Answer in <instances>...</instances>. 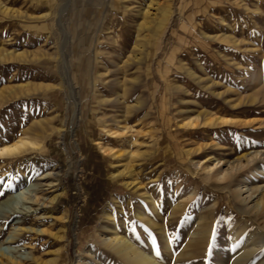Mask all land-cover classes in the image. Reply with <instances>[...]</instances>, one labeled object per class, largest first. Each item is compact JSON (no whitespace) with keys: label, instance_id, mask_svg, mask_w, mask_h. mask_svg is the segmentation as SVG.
Listing matches in <instances>:
<instances>
[{"label":"rangeland","instance_id":"1","mask_svg":"<svg viewBox=\"0 0 264 264\" xmlns=\"http://www.w3.org/2000/svg\"><path fill=\"white\" fill-rule=\"evenodd\" d=\"M149 1L124 0L131 11ZM161 1V23L149 25L151 30L145 28L139 37L137 24H105L99 30L87 10L78 11L80 24H65L63 30L57 21L59 0H0V144L24 134L43 142L23 155L0 157L3 252L30 264H39L33 256L47 264L58 252L57 264H76L91 247L107 264H123L97 243L98 232L111 225L106 213L113 214L122 234L147 251L160 252L158 228L178 238L175 246L181 247L183 229L209 202L217 204L213 228L219 231L225 223L224 233L229 230L237 214L221 188L226 180L218 179L220 169L231 178L245 175L264 184L257 168L264 169V0ZM119 29L125 36L117 37ZM63 54L71 60L81 105L90 100L88 117L76 128L80 147L65 133L76 106L64 83ZM207 113L218 120H207ZM192 120L200 122L197 127ZM123 127L126 132L108 137L107 129ZM97 141L106 146L99 149ZM112 146L120 157L106 151ZM237 157L242 162L231 169L229 163ZM50 169L60 171L54 215L4 216L11 194L31 189L38 174ZM173 203L187 209L170 224ZM137 212L146 213L140 217ZM251 215L242 240L250 232H264V218ZM21 224L45 231L23 232L17 229ZM213 236L206 251L194 247L179 260L175 253L165 264H232L216 251L227 240ZM263 258L264 250L242 264Z\"/></svg>","mask_w":264,"mask_h":264},{"label":"bare ground","instance_id":"2","mask_svg":"<svg viewBox=\"0 0 264 264\" xmlns=\"http://www.w3.org/2000/svg\"><path fill=\"white\" fill-rule=\"evenodd\" d=\"M75 1L76 0H59V6H58L59 10L57 9L58 11L57 21L58 24H61L63 30H66L65 24H73L74 22L78 24L80 22L75 20L76 15H78V11L85 12V10H87L89 11L90 15H93V17H95V23L93 24H100L99 30L104 29L105 24H123V23L137 24L139 37L141 36L140 32H142L145 28L149 27L150 29L149 25L161 23L160 21H158L157 16L159 15V11H161V9L165 7V3L164 4L161 3L162 2L161 0H160L161 2H159V0H150L147 7L145 8L140 7V9L138 10L133 9L132 11L130 7L125 4L124 0H89V3H87V5L72 4L75 3ZM152 9L154 11H152ZM121 29L118 30L117 37L125 36L124 33L125 31H122ZM66 35L69 37L68 34ZM131 35H133V33ZM135 46L136 47L141 46V48L143 49V45H141V43L136 42ZM68 58L69 57L66 56V54H63L62 65H63V76L65 80L64 83L70 92V96L71 97L73 96L72 99L76 106V110L73 118L77 119L78 117L81 116L82 107L80 106L81 101L77 96L78 83L76 81V78L73 79L70 76L71 69L73 66L71 64V60H69ZM76 61L78 62L79 59L76 58ZM89 83L91 84L90 80ZM26 86H21V87L19 86L17 88L18 90H25ZM15 91H17V89L14 88L13 92ZM208 114L209 113L204 115L207 120H211V122L218 120L217 118L212 119L213 115L211 114L212 116L210 117V115L208 116ZM191 123L194 124L193 127H195L200 122L198 121L194 123L192 120ZM127 127L121 128L122 131L120 130L114 131L113 129H107V135L108 137L109 135L111 137H117V135L126 132L128 129ZM167 128H169V126ZM71 133H72V128H71ZM37 139L38 138L33 139L27 134H24L23 136L15 138L14 141L8 140L6 142H3L0 144V157L10 158L14 156H19L21 154L23 155L25 152H28L32 149H38L43 142L42 140L40 141L39 139L38 140ZM99 144L101 145L102 148L106 146V145L103 146L101 144V141H99ZM107 150L111 151L112 152L111 154H113L114 157L116 158L121 156V154H118L116 151H114L115 147L113 146L110 147L109 149H106V151ZM254 152L255 154L262 155L260 150L259 151L255 150ZM251 153H248L247 156H250ZM191 160L192 159H188L184 161L190 164ZM215 160L221 161L222 158H216ZM241 162H242V158L237 157L236 160L229 163L231 165V169H233L235 164L237 163L239 164ZM194 163L196 170L201 171L202 170V167L200 166L201 162L197 161ZM248 163H250L249 160ZM257 168L261 170L262 174L264 175V169H262L260 166H258ZM206 169L208 172L207 177H209L211 173V168L207 166ZM235 170H238V166L235 168ZM59 173L60 171L57 169H50L47 172L39 173L38 174L39 177L35 179L34 184L31 185L32 186L31 189H29L30 187H28L25 188L20 193L11 194L9 199L6 201L7 205L5 208L6 212L4 213V216H6V214L7 216H12L20 213H24V214L30 213L35 218L37 216L39 218H48L54 215L52 212V207L54 206V204L56 203V201L58 200L61 194V191H59L57 187L58 185L57 180L59 179L58 178ZM231 176L232 175L229 173V171H223L221 169L218 171V179L226 180L225 184L221 185V188L229 194L230 199L228 203L231 206V209L236 211L235 214H237L236 219H233L232 222L229 223L230 228L226 233H224V229L226 228L225 223L220 225L221 228L219 229V231L218 229L216 231V229L213 228V224H215V223L212 224L211 221L214 218L213 206L217 204L215 202H209L208 204H205L203 206L204 211L200 212L194 219H192L191 226L189 228L187 227L188 229L187 228L183 229L185 230L183 232L185 239L183 241L184 242L183 245L181 244V247L176 248L175 246V244L179 243L178 238L177 240L175 236L173 237V235L171 236L169 233H167L164 230V228L159 227L158 230L161 241V246L159 250L160 252H155L154 250L151 252L147 251L144 248H142V246H140L135 241H133L129 236L122 234L118 230L116 226L117 221L113 217V214L110 213L109 214L106 213V220L110 222L111 225H105L104 229L98 232L97 243L105 246V248L109 252L115 255L114 256L116 257L115 259H118V261H123V264H165L164 261H169L170 258H172V256L175 253H178V257H176V254L175 257L177 260H179L181 257L191 255L193 252V250L191 249L194 247H203L204 251H206L208 245H210L212 241V237H214L213 235H215L216 238H219L223 242L227 240L226 247L223 246V248H218L216 250L217 254H219V256H222L223 259L231 260L232 264H236V263L242 264L248 261L249 259H251L258 252L264 250V232H259L258 235L255 232H250L248 236L244 240H242V237L245 236V235L243 236L245 230L250 225L251 222L250 220L253 219L251 212H254L255 216H259L260 214L261 217L264 218V184L260 185L255 181L253 182L249 181L248 178L244 177L245 175L243 177L240 176L235 178H231ZM185 198L187 199L188 196ZM231 200H233L234 202L233 201L230 202ZM151 202H152V207H154V209L156 210V208L158 207L157 201L152 200ZM172 206H173L172 211L170 210L169 212V220H168L170 221V224L173 223L172 221H174L173 219L176 213L179 212L184 213L185 210L187 209L186 208L187 206L184 205L183 203H176L175 205L173 203ZM145 213L146 212H137V216L144 217ZM226 213L227 216L228 215L231 216L230 214L231 212L229 209L227 210ZM229 216H228V220H229ZM17 229L22 230L23 232L34 229L35 231L44 230V229L35 228L33 227V225L31 226L26 224H21V226L20 227L18 226ZM240 243H243V245L240 246ZM223 251L226 252L225 255L223 254ZM164 254H166L168 258L164 259L162 256ZM40 258H36L33 256L34 261H37L39 264H43ZM58 258H59V254L58 252H56L55 255L51 259H49L47 264H57ZM0 264H30V262L28 259L26 260L18 255L7 254L3 252L0 248ZM76 264H107V261L103 257L98 256L96 249L89 247L88 249L85 250L84 254H81L78 257ZM258 264H264V258Z\"/></svg>","mask_w":264,"mask_h":264},{"label":"crops","instance_id":"3","mask_svg":"<svg viewBox=\"0 0 264 264\" xmlns=\"http://www.w3.org/2000/svg\"><path fill=\"white\" fill-rule=\"evenodd\" d=\"M90 102V100H86L85 102H83V104L81 105V107H82V113H81V116L80 117H78L77 119L76 118H73V121H72V126H71V128H72V133H71V128H70V130H67V132H65L67 135L69 134V135H73L72 136V138L73 137H75V139L74 140H76L77 141V144L76 145H79V147H80V144H79V141L77 140V138H76V128H77V124H78V122L81 120V119H85L86 117H88L87 115H86V110L88 109V107H87V103H89ZM82 117V118H81ZM80 119V120H79ZM99 141H97L95 144H97V146L99 147V149L100 148H102L101 146H100V144L98 143ZM97 160H100V159H97ZM92 161H93V159H92ZM98 165H100V164H98ZM98 171V170H97Z\"/></svg>","mask_w":264,"mask_h":264}]
</instances>
